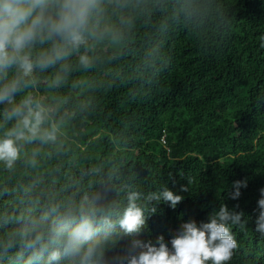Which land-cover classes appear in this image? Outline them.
<instances>
[{
  "label": "trees",
  "instance_id": "trees-1",
  "mask_svg": "<svg viewBox=\"0 0 264 264\" xmlns=\"http://www.w3.org/2000/svg\"><path fill=\"white\" fill-rule=\"evenodd\" d=\"M101 8L86 44L37 69L16 96L43 105L42 129L57 131L55 141H20L11 167L0 161V234L21 227L19 217L87 200L114 213V227L100 235L99 264H128L141 251L134 240L156 244L162 236L171 246L183 223L207 222L226 206L241 216L229 221L237 246L226 264H264L256 223L264 0H101ZM14 124L0 114V137ZM237 181L246 186L233 198ZM164 189L182 197L175 208L149 198ZM133 193L145 224L129 235L116 221Z\"/></svg>",
  "mask_w": 264,
  "mask_h": 264
},
{
  "label": "clouds",
  "instance_id": "clouds-1",
  "mask_svg": "<svg viewBox=\"0 0 264 264\" xmlns=\"http://www.w3.org/2000/svg\"><path fill=\"white\" fill-rule=\"evenodd\" d=\"M101 0H0V105L9 110L0 113L15 124L0 137V161L11 167L20 155V141L39 138L55 141V127L42 129L47 109L30 97L16 102V96L35 83L34 72L66 60L94 35L95 18L101 13ZM38 53L33 56L35 49ZM79 63L87 68L90 57L80 55ZM67 70V65L63 66ZM55 84L60 83L57 76ZM235 182L232 197L240 195ZM258 200L261 209L257 231L264 233V189ZM137 193L118 215L125 234H138L145 224L144 210L136 203ZM150 199L165 201L175 208L182 200L171 190L154 192ZM114 213L85 200L79 205L51 207L38 217L17 218L21 227L0 234V264H99L105 247L101 233L114 227ZM240 214L221 206L207 222H185L170 245L162 236L157 243L134 240L141 251L128 264H226L237 243L229 221L239 222ZM12 218L3 222L9 223Z\"/></svg>",
  "mask_w": 264,
  "mask_h": 264
}]
</instances>
